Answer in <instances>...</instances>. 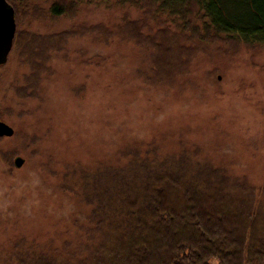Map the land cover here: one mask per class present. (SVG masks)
<instances>
[{"label":"rangeland","instance_id":"obj_1","mask_svg":"<svg viewBox=\"0 0 264 264\" xmlns=\"http://www.w3.org/2000/svg\"><path fill=\"white\" fill-rule=\"evenodd\" d=\"M54 1L13 0L16 35L0 64V121L13 128L0 136V259L17 242L76 249L88 206L64 189V172L81 188L109 150L194 151L264 184V45L193 44L184 71L157 79L146 51L118 31L143 9L88 0L75 17H53ZM92 25L112 32L108 43L75 33Z\"/></svg>","mask_w":264,"mask_h":264},{"label":"trees","instance_id":"obj_2","mask_svg":"<svg viewBox=\"0 0 264 264\" xmlns=\"http://www.w3.org/2000/svg\"><path fill=\"white\" fill-rule=\"evenodd\" d=\"M82 1L88 0H55L49 13L75 17ZM129 4L143 9L142 17L126 18L118 31L146 51L152 61L147 74L157 79L184 71L193 44L264 45V0ZM168 18L173 28L165 24ZM76 32L104 43L112 33L98 25ZM107 154L106 164L80 177L81 188L64 172V189L88 206L80 213L87 233L76 249L64 253L17 242L0 264H264V184L199 160L194 151L170 154L152 146Z\"/></svg>","mask_w":264,"mask_h":264},{"label":"water","instance_id":"obj_3","mask_svg":"<svg viewBox=\"0 0 264 264\" xmlns=\"http://www.w3.org/2000/svg\"><path fill=\"white\" fill-rule=\"evenodd\" d=\"M16 23L14 19V9L7 5L6 0H0V64L7 60L8 53L12 47L15 34ZM13 128L3 121H0V136L11 135ZM23 159L15 157L14 164L20 166Z\"/></svg>","mask_w":264,"mask_h":264},{"label":"flooded vegetation","instance_id":"obj_4","mask_svg":"<svg viewBox=\"0 0 264 264\" xmlns=\"http://www.w3.org/2000/svg\"><path fill=\"white\" fill-rule=\"evenodd\" d=\"M6 2H7V5H11L12 7H13V9H14V6H13V1L12 0H6ZM14 11H15V9H14ZM15 35H16V29H15V34H14V38H15ZM14 38H13V40H14ZM8 55H9V53H8ZM7 58H8V56H7ZM7 61V60H6ZM5 61V62H6Z\"/></svg>","mask_w":264,"mask_h":264}]
</instances>
